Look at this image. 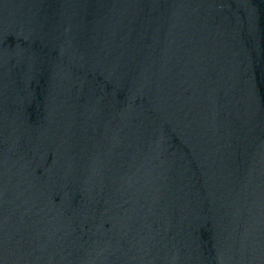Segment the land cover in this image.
Here are the masks:
<instances>
[{"label":"water","instance_id":"obj_1","mask_svg":"<svg viewBox=\"0 0 264 264\" xmlns=\"http://www.w3.org/2000/svg\"><path fill=\"white\" fill-rule=\"evenodd\" d=\"M0 264H264V0H0Z\"/></svg>","mask_w":264,"mask_h":264}]
</instances>
